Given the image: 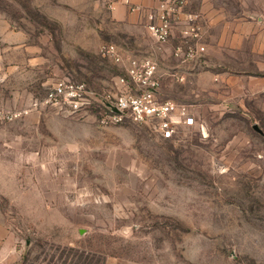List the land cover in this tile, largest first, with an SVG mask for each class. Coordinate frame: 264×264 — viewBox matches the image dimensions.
Returning a JSON list of instances; mask_svg holds the SVG:
<instances>
[{
  "label": "rangeland",
  "instance_id": "1",
  "mask_svg": "<svg viewBox=\"0 0 264 264\" xmlns=\"http://www.w3.org/2000/svg\"><path fill=\"white\" fill-rule=\"evenodd\" d=\"M118 2L0 0L46 58L32 98L59 78L113 90L124 70L100 53L113 43L156 56L162 98L197 125L166 140L48 107L0 125V264H264V29L199 67L175 56L182 34L162 47L145 19L115 17ZM245 2L264 15V0ZM4 95L11 108L32 99Z\"/></svg>",
  "mask_w": 264,
  "mask_h": 264
},
{
  "label": "built area",
  "instance_id": "2",
  "mask_svg": "<svg viewBox=\"0 0 264 264\" xmlns=\"http://www.w3.org/2000/svg\"><path fill=\"white\" fill-rule=\"evenodd\" d=\"M188 0H158L146 11L152 37L160 45L167 44L173 28ZM132 10H142L133 6ZM198 15L187 14V26L182 31L183 44L175 50L182 62H191L203 56L206 46L201 42L197 24ZM100 53L124 70L113 90L98 91L85 81L59 78L48 84L41 98H32L27 106L11 108L0 91V125L22 119L43 107L62 114H88L96 109L95 117L101 125L121 124L127 121L152 126L166 140L179 136L183 128L197 125L190 106L161 96V70L156 56L143 58L125 54L116 44L107 43ZM184 77H181V80Z\"/></svg>",
  "mask_w": 264,
  "mask_h": 264
},
{
  "label": "crops",
  "instance_id": "3",
  "mask_svg": "<svg viewBox=\"0 0 264 264\" xmlns=\"http://www.w3.org/2000/svg\"><path fill=\"white\" fill-rule=\"evenodd\" d=\"M245 3V0H191L175 23L171 40L163 47L177 44L184 29H181L180 24L187 22V14H196L201 42L206 46V52L201 59L191 62H197L199 67L210 64L213 61L212 54L217 51L228 52L235 43H241L242 38L250 36L254 28L264 29V15L252 18L243 8ZM156 4L157 0H119L114 7L115 17L118 20L148 21L146 11ZM235 5L239 6L240 15L237 18L233 9H229ZM133 6L142 7V11L132 10ZM45 61L41 47L30 40L25 31L17 29L6 19H0V91L3 99L4 90L9 89L14 96H19L21 102L27 104L35 96V86L42 77Z\"/></svg>",
  "mask_w": 264,
  "mask_h": 264
},
{
  "label": "water",
  "instance_id": "4",
  "mask_svg": "<svg viewBox=\"0 0 264 264\" xmlns=\"http://www.w3.org/2000/svg\"><path fill=\"white\" fill-rule=\"evenodd\" d=\"M255 128H258V126H257V125H255Z\"/></svg>",
  "mask_w": 264,
  "mask_h": 264
}]
</instances>
